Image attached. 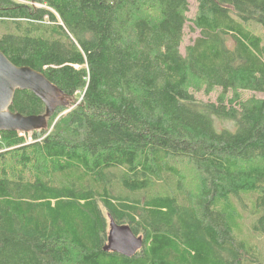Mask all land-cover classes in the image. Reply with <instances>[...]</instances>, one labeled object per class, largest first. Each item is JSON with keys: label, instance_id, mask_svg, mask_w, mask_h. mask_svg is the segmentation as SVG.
Here are the masks:
<instances>
[{"label": "trees", "instance_id": "trees-1", "mask_svg": "<svg viewBox=\"0 0 264 264\" xmlns=\"http://www.w3.org/2000/svg\"><path fill=\"white\" fill-rule=\"evenodd\" d=\"M196 3L0 0V50L71 98L0 131V264H264V0Z\"/></svg>", "mask_w": 264, "mask_h": 264}, {"label": "water", "instance_id": "water-1", "mask_svg": "<svg viewBox=\"0 0 264 264\" xmlns=\"http://www.w3.org/2000/svg\"><path fill=\"white\" fill-rule=\"evenodd\" d=\"M31 90L43 100L46 111L25 115L10 109L17 90ZM71 98L41 71L30 66H18L0 50V131L32 132L48 128V119L58 107L70 108ZM142 246L129 225H119L113 220L106 250H115L134 256Z\"/></svg>", "mask_w": 264, "mask_h": 264}, {"label": "rangeland", "instance_id": "rangeland-1", "mask_svg": "<svg viewBox=\"0 0 264 264\" xmlns=\"http://www.w3.org/2000/svg\"><path fill=\"white\" fill-rule=\"evenodd\" d=\"M190 5H191V11L189 13V15H192L195 10H196V7H197V3H196V0H190ZM190 22H187L186 24V29H187V35H186V38H185V42H184V45H186L187 43H189L193 38H195L196 36L199 35V30H193L191 28V25L189 24ZM200 99H203V100H207V97L205 96H201ZM234 122L231 121V120H225V119H219V118H216V125L219 129H222L224 127H228V128H234ZM30 133V132H28ZM32 135V132L30 134H27L28 138H30ZM110 219H109V230L110 231Z\"/></svg>", "mask_w": 264, "mask_h": 264}, {"label": "built area", "instance_id": "built-area-1", "mask_svg": "<svg viewBox=\"0 0 264 264\" xmlns=\"http://www.w3.org/2000/svg\"><path fill=\"white\" fill-rule=\"evenodd\" d=\"M21 132V131H20ZM31 133V132H30ZM30 133H26V132H21V134H30ZM29 141H32V135H31V137L29 138Z\"/></svg>", "mask_w": 264, "mask_h": 264}, {"label": "clouds", "instance_id": "clouds-1", "mask_svg": "<svg viewBox=\"0 0 264 264\" xmlns=\"http://www.w3.org/2000/svg\"><path fill=\"white\" fill-rule=\"evenodd\" d=\"M20 132V131H19ZM33 132V131H32ZM26 133H28V132H26Z\"/></svg>", "mask_w": 264, "mask_h": 264}, {"label": "bare ground", "instance_id": "bare-ground-1", "mask_svg": "<svg viewBox=\"0 0 264 264\" xmlns=\"http://www.w3.org/2000/svg\"><path fill=\"white\" fill-rule=\"evenodd\" d=\"M41 130V129H40ZM36 131V130H35ZM77 140V139H76Z\"/></svg>", "mask_w": 264, "mask_h": 264}]
</instances>
